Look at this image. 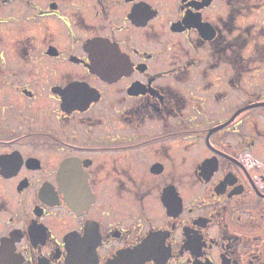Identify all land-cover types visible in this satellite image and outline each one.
I'll return each mask as SVG.
<instances>
[{
    "label": "flooded vegetation",
    "instance_id": "1",
    "mask_svg": "<svg viewBox=\"0 0 264 264\" xmlns=\"http://www.w3.org/2000/svg\"><path fill=\"white\" fill-rule=\"evenodd\" d=\"M0 264H264V0H0Z\"/></svg>",
    "mask_w": 264,
    "mask_h": 264
},
{
    "label": "rangeland",
    "instance_id": "2",
    "mask_svg": "<svg viewBox=\"0 0 264 264\" xmlns=\"http://www.w3.org/2000/svg\"><path fill=\"white\" fill-rule=\"evenodd\" d=\"M245 18H246V19H245ZM249 18H251L249 15H245V14H243L242 17H239V18L237 19L238 24H239L240 26H243ZM252 20L255 21L254 18H252Z\"/></svg>",
    "mask_w": 264,
    "mask_h": 264
},
{
    "label": "snow or ice",
    "instance_id": "3",
    "mask_svg": "<svg viewBox=\"0 0 264 264\" xmlns=\"http://www.w3.org/2000/svg\"><path fill=\"white\" fill-rule=\"evenodd\" d=\"M138 11H139V15H141V16L144 15V10H138ZM111 55H116V54H111ZM69 91L71 92V88L69 89ZM144 243L146 246L151 247L155 243V241L146 240Z\"/></svg>",
    "mask_w": 264,
    "mask_h": 264
}]
</instances>
